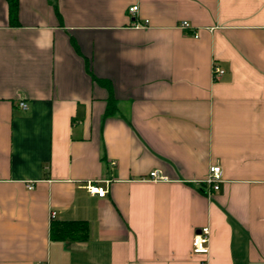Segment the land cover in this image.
Wrapping results in <instances>:
<instances>
[{
  "label": "crops",
  "instance_id": "0c3cea01",
  "mask_svg": "<svg viewBox=\"0 0 264 264\" xmlns=\"http://www.w3.org/2000/svg\"><path fill=\"white\" fill-rule=\"evenodd\" d=\"M37 263L264 264V0H0V264Z\"/></svg>",
  "mask_w": 264,
  "mask_h": 264
},
{
  "label": "built area",
  "instance_id": "2783aa9c",
  "mask_svg": "<svg viewBox=\"0 0 264 264\" xmlns=\"http://www.w3.org/2000/svg\"><path fill=\"white\" fill-rule=\"evenodd\" d=\"M137 10V5L133 4L128 7V11L130 13H134ZM148 20H144V24H147ZM181 27H188L189 22L182 21L180 23ZM212 76L218 77L222 72L223 69L220 68L215 64V62H212ZM19 105L22 108L26 107V103L24 101H20ZM148 179L150 180H164L166 179V176L159 173L157 169H153L148 174ZM104 181L105 183H101V181ZM222 180V169L219 164H211L208 167V173L207 176L204 178L205 184L208 186L207 191L208 194L213 193L219 188L220 182ZM108 182V179H89L86 180L84 183V186L89 191V193L97 195L99 197L104 196L107 192L106 183ZM28 188L32 187V183H28L26 185ZM53 214V212H51ZM208 240H209V227L207 225L199 227L193 234L192 240H191V252L194 254H206L208 252ZM40 264V263H37Z\"/></svg>",
  "mask_w": 264,
  "mask_h": 264
},
{
  "label": "trees",
  "instance_id": "16d2710c",
  "mask_svg": "<svg viewBox=\"0 0 264 264\" xmlns=\"http://www.w3.org/2000/svg\"><path fill=\"white\" fill-rule=\"evenodd\" d=\"M8 14L14 19L17 13L18 0H7ZM110 105V104H109ZM87 222L85 220L57 221L51 220V234L58 238L83 239L87 236Z\"/></svg>",
  "mask_w": 264,
  "mask_h": 264
}]
</instances>
